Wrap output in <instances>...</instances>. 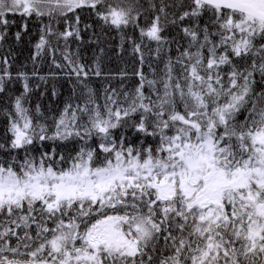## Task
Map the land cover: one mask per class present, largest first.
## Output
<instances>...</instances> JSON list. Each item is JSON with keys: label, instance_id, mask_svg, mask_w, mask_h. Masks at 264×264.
Instances as JSON below:
<instances>
[{"label": "snow or ice", "instance_id": "6c2138e0", "mask_svg": "<svg viewBox=\"0 0 264 264\" xmlns=\"http://www.w3.org/2000/svg\"><path fill=\"white\" fill-rule=\"evenodd\" d=\"M0 125V264H264V0H0Z\"/></svg>", "mask_w": 264, "mask_h": 264}, {"label": "trees", "instance_id": "16d2710c", "mask_svg": "<svg viewBox=\"0 0 264 264\" xmlns=\"http://www.w3.org/2000/svg\"><path fill=\"white\" fill-rule=\"evenodd\" d=\"M166 34L174 33L169 30V33ZM120 45V36L115 32L104 37V42L100 45V47H103L104 49V52L101 56V68L104 74L114 77L111 79V81H109L112 86H118L121 83L119 79V74L121 72L127 73V78L124 80V84L126 87L131 88L138 83V78L133 75V73L136 72L140 67L139 62L137 57L131 53V49L127 43L124 44L123 51H121ZM75 48L76 45L73 44L72 49L74 50ZM30 52L31 47L25 46L23 49L19 50L20 54L17 57V65L26 63L27 70L29 72L32 70V63L27 59ZM81 54L86 58V62L89 64L92 63L94 54L100 55L95 45H86L82 47ZM174 54L175 53H173V55ZM57 58L59 59V53H57ZM153 66L157 67L159 70V68L162 67V64H158V62L153 60ZM37 68L42 75H47L50 70L55 71V69H50V61L47 56L44 57L43 62H38ZM143 71L146 75H149V78H151V70L147 64H145ZM105 82L106 81L103 77H94L92 80L93 86L98 89L102 88ZM32 83L34 86L36 84L40 85L36 90L32 102L35 104L38 99L45 110H48L49 107H51L52 111L62 108L65 99L70 95L71 92V84L63 76L55 81L49 80L47 84L37 80H33ZM53 86L58 93V95L55 97L52 96ZM16 87L19 88V85H16ZM41 92H44L45 94L41 96ZM0 127H2V125H0Z\"/></svg>", "mask_w": 264, "mask_h": 264}]
</instances>
